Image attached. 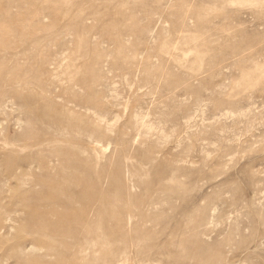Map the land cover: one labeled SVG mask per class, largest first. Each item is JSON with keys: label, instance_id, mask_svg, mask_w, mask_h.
I'll list each match as a JSON object with an SVG mask.
<instances>
[{"label": "rangeland", "instance_id": "obj_1", "mask_svg": "<svg viewBox=\"0 0 264 264\" xmlns=\"http://www.w3.org/2000/svg\"><path fill=\"white\" fill-rule=\"evenodd\" d=\"M81 188L45 264H264V0H0V264Z\"/></svg>", "mask_w": 264, "mask_h": 264}, {"label": "bare ground", "instance_id": "obj_2", "mask_svg": "<svg viewBox=\"0 0 264 264\" xmlns=\"http://www.w3.org/2000/svg\"><path fill=\"white\" fill-rule=\"evenodd\" d=\"M45 183H48L52 186L51 181H46ZM58 185L60 186L61 182ZM51 188L54 189V192H60V190L58 191L55 190L56 187H54V184ZM82 198L84 199V204L82 207H80V209L79 208L78 209L69 208L67 209V211L63 213L59 212L58 210L52 211L50 213L40 212L36 208L37 206H33L32 208H30L29 209L30 217L28 221L24 223V228L29 230L31 233L38 234L39 237L38 236L34 237V239L31 242V247L29 248H28V244L24 240L20 242L19 247L22 248L21 249L22 252L25 250L30 251V248H31V252L27 255V257L26 255L23 256V254L18 253L16 257V264H45L44 261H42L44 259L43 255L39 256L38 254H36V252H32V249H35V250L37 248L42 249L43 246H46L47 248L54 251L53 253L48 252L45 255L48 257V256H52L56 254L57 252H63V254L70 253L68 252V250L71 246H73V244L76 245L77 243H79L82 245L84 243V240H85V246L86 245L88 246L91 243H93L95 236L91 238L92 236L91 231L94 230L96 223H93L95 221L94 219H92V217L97 211L95 202L97 199L100 200L101 196L96 195L92 192L90 193L84 192V190H82L81 188L80 193H78V199H82ZM69 199L73 201L72 200L73 196L70 195ZM6 214L7 215L5 216L4 220L6 221L9 220L11 222L17 221L15 216L12 215L11 211L7 212ZM50 215L56 216L58 219H61L63 223L71 224L72 226L76 227L74 230H77V231L75 232L76 234L74 236L73 242H70L67 236L61 239L56 238V236L59 234L64 235L63 233H61L62 230H64V227L61 224V222L59 223V220L53 223L52 221H49L48 219L49 217H51ZM1 218L2 216L0 214V220ZM118 221H119V218H118ZM12 227L13 225L2 224L0 226V231L8 232V229ZM42 236H47L50 239H47L48 242H45L44 241L45 238H42ZM43 243H47V244L43 245ZM81 250L83 252L84 249L82 248ZM102 254L103 256L109 255V253L104 252V251L102 252ZM70 255L72 256L73 254L70 253ZM130 257L133 258L132 256ZM64 258H66V256H64ZM126 258H128V256H126ZM57 263L62 264V261H57ZM48 264H52V263H48ZM64 264H68V263H64ZM106 264H126V263L125 261L124 262L120 261V262H115V263L107 262Z\"/></svg>", "mask_w": 264, "mask_h": 264}]
</instances>
